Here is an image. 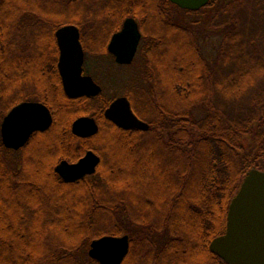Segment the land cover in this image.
<instances>
[{
    "label": "trees",
    "instance_id": "16d2710c",
    "mask_svg": "<svg viewBox=\"0 0 264 264\" xmlns=\"http://www.w3.org/2000/svg\"><path fill=\"white\" fill-rule=\"evenodd\" d=\"M186 15L206 16L220 43L208 49ZM130 17L143 39L124 67L108 44ZM65 25L80 28L97 82L99 65L132 70L123 95L149 131L108 120L106 89L66 95L56 39ZM25 101L48 106L53 124L7 149L2 121ZM81 116L97 119L95 137L73 134ZM90 149L101 156L94 176L67 183L56 173ZM253 168L264 171V0H211L199 11L169 0H0V264H98L93 240L122 235V264H227L210 245Z\"/></svg>",
    "mask_w": 264,
    "mask_h": 264
},
{
    "label": "water",
    "instance_id": "95a60500",
    "mask_svg": "<svg viewBox=\"0 0 264 264\" xmlns=\"http://www.w3.org/2000/svg\"><path fill=\"white\" fill-rule=\"evenodd\" d=\"M185 11H199L211 0H169ZM59 47L58 68L63 88L70 99L94 98L103 89L92 76L84 74L85 51L81 32L76 25H65L56 31ZM143 34L139 22L127 18L120 31L108 45V52L120 66L131 65L140 48ZM105 117L125 130L148 131L150 125L141 120L132 108L128 97L116 98L105 111ZM53 124L51 110L41 102L25 101L14 106L1 124V138L7 149L19 151L36 132H45ZM76 137L87 139L99 132L95 118L83 116L72 125ZM101 157L89 150L75 163L61 161L56 173L67 183H74L87 176H94ZM130 237L103 236L93 240L89 257L98 264H122L129 254ZM210 250L227 264H264V171L251 169L236 196L233 198L223 236L214 239Z\"/></svg>",
    "mask_w": 264,
    "mask_h": 264
},
{
    "label": "rangeland",
    "instance_id": "374dc122",
    "mask_svg": "<svg viewBox=\"0 0 264 264\" xmlns=\"http://www.w3.org/2000/svg\"><path fill=\"white\" fill-rule=\"evenodd\" d=\"M185 21L193 22V21H199L197 25L198 35L199 39L202 41V43L208 48L212 49L214 46L218 45L220 43V34L218 31V28L214 27L212 23L208 20L206 16H194V15H186L183 16ZM143 34V33H142ZM142 43V42H141ZM102 59H94V62L97 64L99 62L101 65L105 60ZM92 64L89 63L90 68ZM99 74L97 76L98 79L102 78L101 73L104 74V80L103 83L98 82L102 85L104 89L107 90L110 96L118 98L120 96H124L123 93L125 91V87L127 85V78L131 76V69L124 68V69H117L116 67H112L111 65L99 67ZM92 75V74H90ZM94 76V75H93ZM101 80V79H100ZM112 82L114 83V86L112 87ZM114 88V90H113Z\"/></svg>",
    "mask_w": 264,
    "mask_h": 264
},
{
    "label": "flooded vegetation",
    "instance_id": "af4514ba",
    "mask_svg": "<svg viewBox=\"0 0 264 264\" xmlns=\"http://www.w3.org/2000/svg\"><path fill=\"white\" fill-rule=\"evenodd\" d=\"M79 29H80V28H79ZM120 30H121V29H120ZM80 32H81V31H80ZM81 42H82V35H81ZM82 45H83V42H82ZM108 45H109V44H108ZM83 48H84V46H83ZM84 51H85V49H84ZM110 55H111V54H110ZM111 56H112V55H111ZM112 57H113V56H112ZM113 58H114V57H113ZM114 61H115V59H114ZM58 62H59V59H58ZM115 63H116V62H115ZM85 64H86V53H85ZM85 64H84V74H85V75L92 76L93 79L95 80V82L98 83L97 80H96V78H95V76L90 75V74H88V73L86 72V70H85ZM99 64H100V63H99ZM116 64H117V63H116ZM117 65H118V64H117ZM119 66H120V65H119ZM130 66H131V65H130ZM99 67H101V66L99 65ZM124 67H128V66H124ZM58 70H59V68H58ZM59 74H60V72H59ZM60 76H61V75H60ZM61 79H62V78H61ZM62 84H63V83H62ZM98 84H99V83H98ZM99 85L102 87L101 84H99ZM102 89H103V92H104V88H103V87H102ZM103 92H102V93H103ZM102 93H101V94H102ZM87 98H88V97H87ZM94 98H96V97H94ZM115 99H116V98H115ZM115 99H114V100H115ZM114 100H113V101H114ZM113 101H112V102H113ZM35 102H38V101H35ZM41 103H42V102H41ZM43 104H44V103H43ZM109 106H110V105H109ZM47 107H48V106H47ZM48 108H49V107H48ZM105 111H106V110H105ZM104 115H105V114H104ZM81 117H83V116H81ZM90 117H92V116H90ZM79 118H80V117H79ZM93 118H95V117H93ZM95 119H96V118H95ZM53 120H54V119H53ZM96 121H97V119H96ZM97 123H98V121H97ZM98 125H99V123H98ZM99 130H100V126H99ZM149 130H150V129H149ZM149 130H148V131H149ZM98 133H99V132H98ZM94 137H95V136H94ZM91 138H93V137H91ZM91 138H87V139H91ZM81 139H83V138H81ZM28 142H29V141H28ZM90 150H92V149H90ZM88 151H89V150H88ZM93 151H94V150H93ZM94 152H95V151H94ZM96 153H97V152H96ZM85 154H86V153H85ZM97 154H98V153H97ZM98 155H99V154H98ZM99 156H100V155H99ZM100 157H101V156H100Z\"/></svg>",
    "mask_w": 264,
    "mask_h": 264
}]
</instances>
